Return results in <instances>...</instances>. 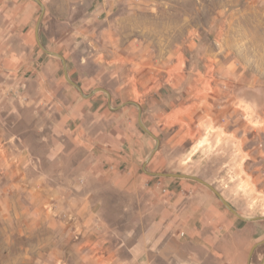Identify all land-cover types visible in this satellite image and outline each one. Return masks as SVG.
Returning <instances> with one entry per match:
<instances>
[{"label":"crops","instance_id":"crops-1","mask_svg":"<svg viewBox=\"0 0 264 264\" xmlns=\"http://www.w3.org/2000/svg\"><path fill=\"white\" fill-rule=\"evenodd\" d=\"M47 2L0 0L1 205L58 232L78 264H264V216L161 161L108 22Z\"/></svg>","mask_w":264,"mask_h":264},{"label":"rangeland","instance_id":"rangeland-1","mask_svg":"<svg viewBox=\"0 0 264 264\" xmlns=\"http://www.w3.org/2000/svg\"><path fill=\"white\" fill-rule=\"evenodd\" d=\"M47 3L65 21L108 22L119 47L130 49L129 82L145 127L160 133L161 161L264 216V103L252 99H264V0ZM227 130L235 133L228 144ZM30 220L19 203H0V264H78L56 248L58 232Z\"/></svg>","mask_w":264,"mask_h":264}]
</instances>
